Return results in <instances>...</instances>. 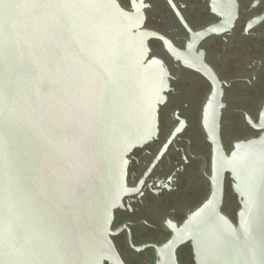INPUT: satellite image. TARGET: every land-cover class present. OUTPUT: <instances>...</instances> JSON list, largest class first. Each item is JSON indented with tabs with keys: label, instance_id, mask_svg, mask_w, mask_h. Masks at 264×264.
<instances>
[{
	"label": "water",
	"instance_id": "1",
	"mask_svg": "<svg viewBox=\"0 0 264 264\" xmlns=\"http://www.w3.org/2000/svg\"><path fill=\"white\" fill-rule=\"evenodd\" d=\"M141 25L116 0H0V264H125L109 238L113 211L128 192V155L156 137L168 90L147 40L170 45ZM216 30H189L190 40ZM192 67L211 86L210 193L145 246L154 264H178L185 243L194 264H264V137L226 154L220 83L202 60ZM226 173L235 224L221 212Z\"/></svg>",
	"mask_w": 264,
	"mask_h": 264
},
{
	"label": "flooded vegetation",
	"instance_id": "2",
	"mask_svg": "<svg viewBox=\"0 0 264 264\" xmlns=\"http://www.w3.org/2000/svg\"><path fill=\"white\" fill-rule=\"evenodd\" d=\"M116 1L141 16L142 29L170 45L147 40L148 58L159 59L167 71L168 90L158 108L156 137L128 155V192L113 211L109 235L125 264H154V250L145 245L166 241V223L180 225L210 193L212 149L202 112L211 86L194 61L202 60L220 83L225 153L235 142L264 137V0H170L173 7L167 0ZM208 26L217 30L192 43L190 32ZM231 183L226 173L221 212L235 224ZM176 255L178 264H194L189 243Z\"/></svg>",
	"mask_w": 264,
	"mask_h": 264
}]
</instances>
